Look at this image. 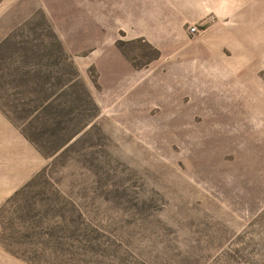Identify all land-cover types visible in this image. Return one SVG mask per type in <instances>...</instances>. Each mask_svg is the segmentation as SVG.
Instances as JSON below:
<instances>
[{
	"label": "rangeland",
	"instance_id": "rangeland-1",
	"mask_svg": "<svg viewBox=\"0 0 264 264\" xmlns=\"http://www.w3.org/2000/svg\"><path fill=\"white\" fill-rule=\"evenodd\" d=\"M0 264H264V0H0Z\"/></svg>",
	"mask_w": 264,
	"mask_h": 264
},
{
	"label": "built area",
	"instance_id": "built-area-1",
	"mask_svg": "<svg viewBox=\"0 0 264 264\" xmlns=\"http://www.w3.org/2000/svg\"><path fill=\"white\" fill-rule=\"evenodd\" d=\"M191 30L194 32V31H196V28L195 27H192Z\"/></svg>",
	"mask_w": 264,
	"mask_h": 264
}]
</instances>
